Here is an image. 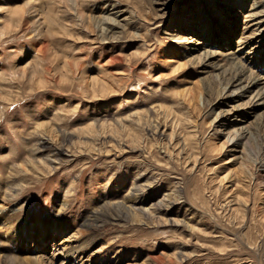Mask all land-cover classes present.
I'll return each mask as SVG.
<instances>
[{
    "label": "rangeland",
    "instance_id": "374dc122",
    "mask_svg": "<svg viewBox=\"0 0 264 264\" xmlns=\"http://www.w3.org/2000/svg\"><path fill=\"white\" fill-rule=\"evenodd\" d=\"M27 1L0 0V187L66 230L11 259L264 264V108L224 89L264 79V0Z\"/></svg>",
    "mask_w": 264,
    "mask_h": 264
},
{
    "label": "bare ground",
    "instance_id": "6f19581e",
    "mask_svg": "<svg viewBox=\"0 0 264 264\" xmlns=\"http://www.w3.org/2000/svg\"><path fill=\"white\" fill-rule=\"evenodd\" d=\"M36 1H38V0L27 1L26 5L28 3H31V2H34L33 5L37 4V3H35ZM49 4H53V2L51 1ZM8 13H10V14L11 13H18V10L15 11L12 8ZM80 19H81V22H86L85 18L81 17ZM93 19H96V18H93ZM99 21H94V22L98 23ZM107 21H108L107 23L111 24L112 27H120V25H119L120 22L118 20L116 21V20L108 19ZM106 31L107 30L105 29V32ZM204 49H205V47H204ZM192 52H193V50H192ZM205 52H207L205 54L207 57L210 58L212 56V54L210 53L209 50H205ZM213 53L215 54V52H213ZM250 54H252V53L249 52V55ZM219 55H221V53ZM225 56L233 58L232 53H226ZM202 60H203V58H202ZM210 64H211V62H210ZM244 68H246V67H244ZM244 68L241 65H237L236 62L234 63V71L232 72V76L230 78H227V81L225 80L226 85H225L224 89H227L229 87H235L238 89L231 96L233 100L234 99H241V98L245 97L246 95L251 94V99H248V100H251L249 102L250 107L249 108L246 107L249 112L244 113L245 116H249L251 114V112L258 109L259 107L264 108V79H263V77L261 78L258 76L249 77V75H247V73H245V72H247V70H244ZM233 102H235V101H233ZM237 121L240 122L241 120H237ZM241 128L243 130H241L240 133H237L236 136H234L232 138V139H236V141H237L236 143H238V144L240 143V140H243V138H244L242 133L245 132V127H241ZM245 146H246V144H243V148H242L243 150H244ZM137 189H138V187H137ZM11 193H13V190L9 186L7 187V189L6 188L2 189V187H0V211H1L0 229H4L5 231H7V233L9 232V234L6 237H4L5 239L0 238V243H1L0 244V264H17L18 261L20 263H23L22 262L23 260H21L18 256L13 255V258L11 259V255H9V253L12 252V250L10 249L9 245L14 247V250H16L17 252L19 251L18 253H20L21 251L25 252L24 251L26 249L25 244H31V243L34 244L35 241L37 242V240L40 239L42 246H44V245L46 246V243L48 240L55 242L56 241L55 238H56L57 234H62L66 230L65 228L59 227L58 224H50L49 223L47 225H42L39 221L31 222L30 225L24 224L23 226L20 227V225L18 224V219H19L18 215H17L18 212L12 213V211L15 209H12V211H10L11 213L9 212L11 207H10V205H8V203L11 200V197H10ZM115 211H117V210H115ZM117 214H118V216H116V218L115 217L114 218L115 219H121L122 216L121 217L119 216L120 213H117ZM95 219L99 220L100 216H96ZM101 219H103V218H101ZM122 219H123V217H122ZM96 239H97L96 236L92 237L91 239H84V238L82 239L81 238L80 240L77 239L76 241H73L70 238L69 239L63 238L62 242L58 243V245L61 246L62 250H64L66 248L65 252L61 256L63 257L64 261H66V262H69V260H71L76 255L79 256V258H80L82 255L85 254V252L88 250L90 245L96 241ZM36 248H37L36 246H33V248L31 249L33 254H37ZM27 250H28V247H27ZM13 260L17 261V262L13 263ZM32 260H33L32 261L33 264H42V262L44 261L43 258H41V257H35V258H32ZM26 261L30 262L31 260L27 259V260H25V262ZM47 262H50V261H47Z\"/></svg>",
    "mask_w": 264,
    "mask_h": 264
}]
</instances>
